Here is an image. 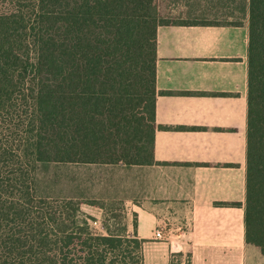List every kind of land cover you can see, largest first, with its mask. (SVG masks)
I'll use <instances>...</instances> for the list:
<instances>
[{"label":"trees","instance_id":"trees-1","mask_svg":"<svg viewBox=\"0 0 264 264\" xmlns=\"http://www.w3.org/2000/svg\"><path fill=\"white\" fill-rule=\"evenodd\" d=\"M235 1L242 20L189 22L160 0H0V264H144L147 240L116 207L41 195L37 171L157 162L159 26L245 20V237L264 255V0ZM83 204L103 210V231Z\"/></svg>","mask_w":264,"mask_h":264},{"label":"crops","instance_id":"crops-1","mask_svg":"<svg viewBox=\"0 0 264 264\" xmlns=\"http://www.w3.org/2000/svg\"><path fill=\"white\" fill-rule=\"evenodd\" d=\"M248 37L246 20L159 26L157 162L93 164L121 171L110 199L136 214L144 264H246Z\"/></svg>","mask_w":264,"mask_h":264},{"label":"rangeland","instance_id":"rangeland-1","mask_svg":"<svg viewBox=\"0 0 264 264\" xmlns=\"http://www.w3.org/2000/svg\"><path fill=\"white\" fill-rule=\"evenodd\" d=\"M174 0H160L161 13L164 17L180 21H234L242 20L244 14L237 9L232 0H182L177 6ZM121 171L118 166L93 164H50L43 165L37 171L39 193L50 196H68L76 198L100 199L107 206L117 208L121 213V223L133 222L134 214L123 210V204L117 199H110L118 194L116 187ZM88 208V204H83ZM104 220V212L100 215ZM111 219V222H117ZM120 224V223H118ZM95 226V225H94ZM98 226V225H97ZM98 228V227H97ZM174 260H179L175 257ZM188 264L189 257L185 256ZM246 264H264V255L254 245L248 247Z\"/></svg>","mask_w":264,"mask_h":264},{"label":"built area","instance_id":"built-area-1","mask_svg":"<svg viewBox=\"0 0 264 264\" xmlns=\"http://www.w3.org/2000/svg\"><path fill=\"white\" fill-rule=\"evenodd\" d=\"M98 222H94V225L97 226ZM154 237L156 239H162L164 237V231L162 229H157L155 231Z\"/></svg>","mask_w":264,"mask_h":264}]
</instances>
